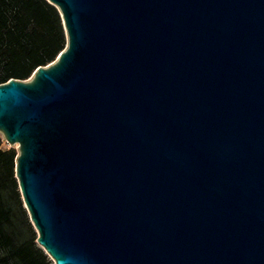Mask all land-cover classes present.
I'll return each instance as SVG.
<instances>
[{
	"label": "water",
	"instance_id": "obj_1",
	"mask_svg": "<svg viewBox=\"0 0 264 264\" xmlns=\"http://www.w3.org/2000/svg\"><path fill=\"white\" fill-rule=\"evenodd\" d=\"M66 46L0 85L53 264H264V0H46Z\"/></svg>",
	"mask_w": 264,
	"mask_h": 264
},
{
	"label": "trees",
	"instance_id": "obj_2",
	"mask_svg": "<svg viewBox=\"0 0 264 264\" xmlns=\"http://www.w3.org/2000/svg\"><path fill=\"white\" fill-rule=\"evenodd\" d=\"M65 46L59 13L46 0H0V85L29 79ZM15 157L0 136V264H53L36 244L15 178Z\"/></svg>",
	"mask_w": 264,
	"mask_h": 264
}]
</instances>
